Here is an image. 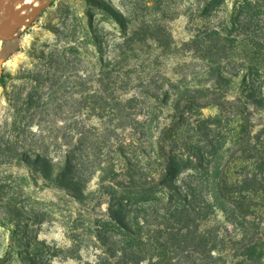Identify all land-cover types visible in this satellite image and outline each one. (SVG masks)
Instances as JSON below:
<instances>
[{"label": "trees", "instance_id": "1", "mask_svg": "<svg viewBox=\"0 0 264 264\" xmlns=\"http://www.w3.org/2000/svg\"><path fill=\"white\" fill-rule=\"evenodd\" d=\"M192 18L214 23L183 44L200 65L187 74L185 60L172 76L138 78L125 104L105 98L119 118L109 133L125 131L127 141L95 166L111 197L95 264H264V124L257 130L256 118L264 111V0H197ZM7 78L1 69V86ZM211 107L218 112L205 116ZM17 147L8 140L10 163L82 196L71 154L56 163L41 147ZM182 169L199 183L178 182ZM146 194V202L127 198Z\"/></svg>", "mask_w": 264, "mask_h": 264}, {"label": "rangeland", "instance_id": "2", "mask_svg": "<svg viewBox=\"0 0 264 264\" xmlns=\"http://www.w3.org/2000/svg\"><path fill=\"white\" fill-rule=\"evenodd\" d=\"M196 4L55 0L41 10L31 6L11 35L0 36V70L8 75L6 86L0 85V264H95L103 251L97 232L111 200L110 184L99 180L95 166L113 156L117 142L127 141L125 131L109 133L119 118L117 104L105 98L112 94L125 104L141 88L138 78L172 76L185 60L187 74L201 64L183 46L214 24L192 18ZM89 26L102 42L101 53ZM126 112L135 116L138 108ZM217 112L211 107L203 114ZM257 114L259 130L264 111ZM8 140L17 148L41 147L40 153L56 163L71 154L85 180L82 196L33 168L10 163ZM241 166L238 162L233 169ZM188 172L193 173L182 169L178 182L186 177L198 184ZM151 197L127 198L146 202Z\"/></svg>", "mask_w": 264, "mask_h": 264}, {"label": "bare ground", "instance_id": "3", "mask_svg": "<svg viewBox=\"0 0 264 264\" xmlns=\"http://www.w3.org/2000/svg\"><path fill=\"white\" fill-rule=\"evenodd\" d=\"M40 0H0V36H9L25 20L31 6Z\"/></svg>", "mask_w": 264, "mask_h": 264}, {"label": "water", "instance_id": "4", "mask_svg": "<svg viewBox=\"0 0 264 264\" xmlns=\"http://www.w3.org/2000/svg\"><path fill=\"white\" fill-rule=\"evenodd\" d=\"M51 3V0L46 1L45 3L41 4L40 6L37 7L38 10L43 9L44 7H46L47 5H49Z\"/></svg>", "mask_w": 264, "mask_h": 264}]
</instances>
